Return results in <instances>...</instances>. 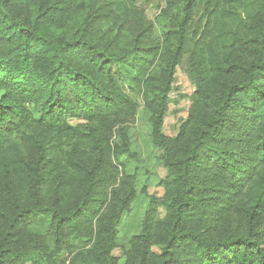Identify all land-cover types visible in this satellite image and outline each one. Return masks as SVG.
Returning a JSON list of instances; mask_svg holds the SVG:
<instances>
[{
	"label": "trees",
	"instance_id": "16d2710c",
	"mask_svg": "<svg viewBox=\"0 0 264 264\" xmlns=\"http://www.w3.org/2000/svg\"><path fill=\"white\" fill-rule=\"evenodd\" d=\"M139 1L0 0V264H264V0H164L153 23ZM182 62L195 92L169 137ZM120 80L165 168L127 246L139 104Z\"/></svg>",
	"mask_w": 264,
	"mask_h": 264
},
{
	"label": "rangeland",
	"instance_id": "374dc122",
	"mask_svg": "<svg viewBox=\"0 0 264 264\" xmlns=\"http://www.w3.org/2000/svg\"><path fill=\"white\" fill-rule=\"evenodd\" d=\"M138 5L144 9L147 19L153 23L165 3L164 0H140ZM120 84L124 91L139 104L136 123L130 129L131 148L138 154V160L126 158L125 155L121 156V160L128 171L131 172L137 167V196L130 210L122 216L118 226V241L121 245L127 246L131 237L140 229L148 204L146 195L161 196L163 193L162 187L158 185V178L164 177L165 168L156 157L160 150L152 147L151 128L148 122L149 114L143 107L140 96L126 82L120 80ZM194 92V84L189 79L184 62H182L175 69L168 94V110L162 126V132L165 135L169 137L177 135L180 124L188 117ZM144 188L146 192H143ZM155 251L158 250L155 249ZM114 254L120 256L119 248L114 250ZM123 262V258H120L119 263L123 264ZM65 264H71L70 256L66 257Z\"/></svg>",
	"mask_w": 264,
	"mask_h": 264
}]
</instances>
